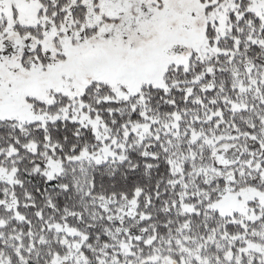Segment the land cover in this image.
<instances>
[{
  "label": "snow or ice",
  "instance_id": "obj_1",
  "mask_svg": "<svg viewBox=\"0 0 264 264\" xmlns=\"http://www.w3.org/2000/svg\"><path fill=\"white\" fill-rule=\"evenodd\" d=\"M0 264H264V0H0Z\"/></svg>",
  "mask_w": 264,
  "mask_h": 264
}]
</instances>
